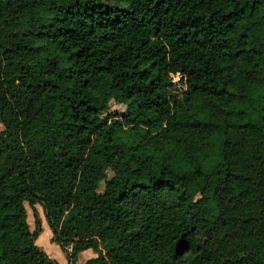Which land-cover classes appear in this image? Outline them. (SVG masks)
<instances>
[{"label":"trees","instance_id":"16d2710c","mask_svg":"<svg viewBox=\"0 0 264 264\" xmlns=\"http://www.w3.org/2000/svg\"><path fill=\"white\" fill-rule=\"evenodd\" d=\"M0 126V264H264V0H0Z\"/></svg>","mask_w":264,"mask_h":264},{"label":"rangeland","instance_id":"374dc122","mask_svg":"<svg viewBox=\"0 0 264 264\" xmlns=\"http://www.w3.org/2000/svg\"><path fill=\"white\" fill-rule=\"evenodd\" d=\"M185 90V86H183V84H181L178 81V78L174 79L173 81V90ZM124 107L120 106V105H116L114 103L111 104L110 107V113L112 114H118L121 112H124ZM3 131V127L0 126V134ZM137 143L135 142H131L132 146H135ZM103 185L101 187V191H102ZM139 199L135 201V205L133 206L132 209V215L134 217V221L137 223L141 222V218L143 216V209H141L140 207V203H139ZM151 205V204H150ZM25 209L27 211V222L29 224V228L31 230V232H34L35 230V220H34V214H33V210L29 207V205L27 203H25ZM40 222H41V227L43 228V234H41L39 240H37L36 245L39 246L40 248L43 249V251L48 255L49 258H51L52 260H57L58 263H62L63 262V258L60 257V254L58 253L57 249H53V250H47V245H48V232L51 233L48 224L46 222V218H45V214L43 209L40 206H36L35 207ZM53 246H56L54 243L51 244ZM60 250V248H59ZM61 254H65L62 250H60ZM66 257V254L63 255ZM67 258V257H66ZM86 257H83L79 260L78 264H81L82 261L85 259Z\"/></svg>","mask_w":264,"mask_h":264},{"label":"crops","instance_id":"0c3cea01","mask_svg":"<svg viewBox=\"0 0 264 264\" xmlns=\"http://www.w3.org/2000/svg\"><path fill=\"white\" fill-rule=\"evenodd\" d=\"M44 232V231H43ZM43 234V233H42ZM40 238V237H39ZM39 238H38V240H39ZM36 243H37V241H36ZM54 242H53V235H52V232L51 233H49L48 232V245H47V250H53V249H57V251H58V253L60 254V257L61 258H63V262L62 263H58L57 262V260H53V261H55L57 264H68V260H67V258L65 257V256H63V255H65V254H61V252H60V250H59V246L58 245H56L55 243V245L56 246H53V245H51V244H53ZM39 247V246H38ZM42 249V248H41ZM43 250V249H42ZM69 252H70V250H68ZM83 257H86L83 261H82V263L81 264H86V262L87 261H89V260H91V259H94V258H96L97 257V255L92 251V250H87V251H85V252H82L79 256H78V261H77V264H78V262H79V260L81 259V258H83ZM51 259V258H50ZM52 260V259H51Z\"/></svg>","mask_w":264,"mask_h":264}]
</instances>
